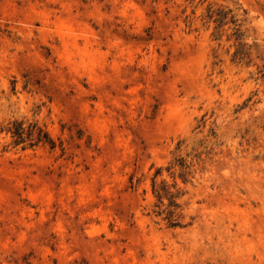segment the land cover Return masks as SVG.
I'll return each mask as SVG.
<instances>
[{
    "label": "rangeland",
    "instance_id": "obj_1",
    "mask_svg": "<svg viewBox=\"0 0 264 264\" xmlns=\"http://www.w3.org/2000/svg\"><path fill=\"white\" fill-rule=\"evenodd\" d=\"M0 264H264V0H0Z\"/></svg>",
    "mask_w": 264,
    "mask_h": 264
},
{
    "label": "trees",
    "instance_id": "obj_2",
    "mask_svg": "<svg viewBox=\"0 0 264 264\" xmlns=\"http://www.w3.org/2000/svg\"><path fill=\"white\" fill-rule=\"evenodd\" d=\"M10 131L13 133V137L17 138L16 144H20V143L24 142L23 141L24 140V128L23 127L20 126L18 128H15L14 131H12V129H10ZM47 138L48 137H45L46 142H48Z\"/></svg>",
    "mask_w": 264,
    "mask_h": 264
}]
</instances>
